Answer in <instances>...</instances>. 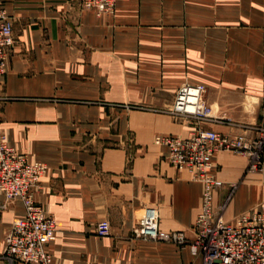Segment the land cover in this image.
I'll return each instance as SVG.
<instances>
[{
    "label": "crops",
    "instance_id": "0c3cea01",
    "mask_svg": "<svg viewBox=\"0 0 264 264\" xmlns=\"http://www.w3.org/2000/svg\"><path fill=\"white\" fill-rule=\"evenodd\" d=\"M14 44L0 80V127L8 144L47 166L35 200L55 220L52 264H201L188 246L135 237L146 207L159 227L184 231L202 184L166 160L157 135L196 127L257 136L264 126V0H115L96 14L80 0H0ZM203 85L214 119L196 124L165 113L176 90ZM224 186L236 188L227 220L264 206L262 168L247 157L213 155ZM24 215L0 192L4 237ZM106 220L109 234L98 236Z\"/></svg>",
    "mask_w": 264,
    "mask_h": 264
},
{
    "label": "built area",
    "instance_id": "2783aa9c",
    "mask_svg": "<svg viewBox=\"0 0 264 264\" xmlns=\"http://www.w3.org/2000/svg\"><path fill=\"white\" fill-rule=\"evenodd\" d=\"M80 5L98 15L112 14L115 0H80ZM13 44L11 18L0 6V80ZM204 94L203 85L184 84L176 90L172 105L165 113L184 122H209L214 116ZM154 143L166 147L165 158L172 167L186 170L202 184L201 208L192 226V239L184 231L162 230L156 207L144 209L134 230L135 237L179 248L188 246L201 264H264V206L227 220L223 211L236 185L230 184L227 193L215 205V194L225 184L213 164L216 152L227 151L247 157L251 171L261 169L264 126L254 137L196 127L187 136L157 135ZM46 170L45 164L31 162L24 153L11 147L0 127V192L9 202L19 200L24 209V215L12 222L4 237L6 264H52L45 247L54 238L55 220L35 200V191ZM109 231L108 221L97 223L98 236H106Z\"/></svg>",
    "mask_w": 264,
    "mask_h": 264
},
{
    "label": "bare ground",
    "instance_id": "6f19581e",
    "mask_svg": "<svg viewBox=\"0 0 264 264\" xmlns=\"http://www.w3.org/2000/svg\"><path fill=\"white\" fill-rule=\"evenodd\" d=\"M115 11V10H114Z\"/></svg>",
    "mask_w": 264,
    "mask_h": 264
}]
</instances>
